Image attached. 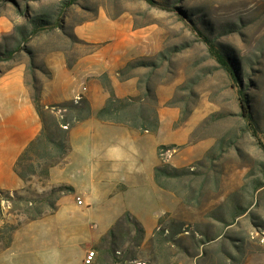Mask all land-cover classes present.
Here are the masks:
<instances>
[{"label":"rangeland","instance_id":"obj_1","mask_svg":"<svg viewBox=\"0 0 264 264\" xmlns=\"http://www.w3.org/2000/svg\"><path fill=\"white\" fill-rule=\"evenodd\" d=\"M155 1L76 0L66 7L68 0H0V18L7 17L14 29L11 34H0V55L23 39L29 48L14 59H0V68L3 71L11 61H24L31 97L41 89V78L51 74L46 59H62L69 67L84 53L107 45L108 41L84 42L73 33L103 15L119 24L128 21L148 34L131 60L155 59L158 67L140 66L128 72L137 84L139 77L152 75L157 97L159 90L163 96L162 102L158 97V114L161 107L180 112L173 126L165 117L159 135L134 133L135 152L130 151L131 144L118 141L117 157H104L99 167L95 159L87 160L79 142L71 161L52 175L58 184H71L74 192L69 193L68 185L48 184L38 171L30 176L26 193H20L33 200L34 206L48 210L49 203L60 198L57 211L29 224L23 211L15 209L2 193L16 191L0 189V226L24 223L7 250V233H1L0 264H87L90 251L95 252L92 264H115L114 258L126 264H222L227 259L225 250L233 252L234 264H238L243 257L233 250V240L244 247V259L264 254V187L256 188V179H264V0ZM36 26L41 29L33 33ZM198 30L220 45L245 76L252 121L242 115L239 85L210 55ZM104 73L97 76L100 81ZM117 77L123 80L119 73ZM111 86L114 90L112 82ZM73 95L68 91L64 96ZM146 105L151 110V102ZM181 107L191 109L185 121L179 120ZM162 141L175 142L168 145L176 147L158 150L159 164L190 171L170 181L176 190L170 191L175 204L158 224L168 237L161 251L151 242L152 236L138 242L133 218L128 221L123 214L115 220L128 205L147 207L141 197L153 201L154 212L160 210L155 194L151 196L156 190L151 175ZM45 196L51 199L41 202ZM78 197L84 204H78ZM239 204L248 210L230 224ZM153 225V220L147 223L150 233Z\"/></svg>","mask_w":264,"mask_h":264},{"label":"crops","instance_id":"obj_2","mask_svg":"<svg viewBox=\"0 0 264 264\" xmlns=\"http://www.w3.org/2000/svg\"><path fill=\"white\" fill-rule=\"evenodd\" d=\"M13 30V23L7 17H1L0 34H11ZM73 33L84 42L108 41V43L99 51L84 53L69 67L62 59L57 61L51 58L46 59V66L51 74L47 78H41V101L45 105H50L75 99L81 95L89 98L93 107V115L71 129L68 155L64 160L51 167L47 183L53 186H72L69 183L58 184L52 179V175L55 170L64 168L71 161V155L81 146L79 142L83 145V155L87 156L89 161L95 159L94 165L99 167L104 157L110 159L117 157L119 151L118 141L132 145V139L137 141L133 135L134 133L159 135L164 130L165 117L169 116V125L173 126L180 114L177 108L167 109L161 107L159 109L160 126L155 132L140 131L126 124L98 119L97 111L105 104L109 97V91L97 76L103 72L109 73L114 91L120 97L136 95L138 93L137 79L133 76L126 80H120L117 77L118 69L132 59L135 50L140 49L139 46L142 47L146 43L145 41L149 39L148 34L141 29L134 28L133 24L128 21L125 24H119L117 20L110 21L103 15H100L97 20L91 23L88 22L86 26H78ZM68 91H71L74 95L65 97L64 95ZM158 97L162 102L163 96L160 90ZM42 127L43 123L26 83V63L24 61H11L9 66L0 72V189L26 191V183L15 172V163L30 142L39 135ZM186 133L188 132L186 131ZM171 143L175 142L162 141L157 145L151 175L152 187L156 189L155 193H151V196L155 194V197L152 198L155 199L156 205L161 206L160 210L154 212L151 209L153 201L141 197L140 199L146 203L147 207L128 205L121 215L116 216L115 222L128 211L143 226L145 240L153 235L160 218L171 212L175 204L173 194L161 188L156 183L154 176L155 167L160 163L159 146ZM111 147H114V149L110 150ZM86 167L92 171V168H89L88 161ZM86 206L90 208L91 205L86 203ZM152 220L154 225L150 233L147 223L152 222ZM10 247L4 248V250ZM243 264H264V254L252 259L249 257L245 259Z\"/></svg>","mask_w":264,"mask_h":264},{"label":"trees","instance_id":"obj_3","mask_svg":"<svg viewBox=\"0 0 264 264\" xmlns=\"http://www.w3.org/2000/svg\"><path fill=\"white\" fill-rule=\"evenodd\" d=\"M147 1H149L151 4L156 3L155 0ZM75 2L76 0H68L66 7L72 5ZM40 29L41 28L36 26V28L33 30V33H37ZM198 35H201L203 42L208 46L210 55L216 60L217 63L220 64L223 69H225L230 74L232 79L239 85V100L242 109V115L252 121L253 115L251 111V99L245 90L243 81L245 76L241 74V70L237 69L236 63L230 59L228 54L220 45H216L208 35L203 34L200 30H198ZM26 41L28 40L23 39L15 49L5 51L4 56L0 55V59L11 60L17 56V53L23 50L29 51V48L25 44ZM159 56L163 58V52H161ZM140 66L152 67L155 69L158 67V64L155 59H149L147 61L131 60L127 62L125 67L120 69L118 73L121 75V79L126 80L134 76L133 73L128 71ZM100 78L103 84H105V86L107 85L110 96L107 98L105 104L97 111L98 119L113 123L126 124L140 131L155 132L159 129V102L154 85L151 84V74L146 75L145 78L139 77L137 86L140 93L138 95H128L124 97H120L114 92L107 73L102 74ZM40 90L41 89H37V94H34L32 99L43 123V127L39 135L30 142V144L25 148L15 163V172L25 183L29 181L30 176L37 174V171L44 179H47L49 177L51 167L64 160L69 153V133L71 129L78 123L87 120L93 115V107L90 99L87 97L82 96L78 101L71 99L51 105H45L41 101ZM148 102H151V110H149L146 105ZM190 112L191 109L187 110L185 107H181V117L179 120L185 121ZM174 147H176L175 144L160 145L159 151ZM37 168H39V170ZM189 171L190 170L186 168H178L172 166L171 164L162 163L155 167V181L161 188L176 192L175 188L170 185V181L174 178H182ZM256 182V188L264 187V179L259 181L256 179ZM68 190L69 193L74 192V188L69 185ZM2 193H4L5 196L12 201L13 207L15 209H21L23 211L27 218L25 223L40 219L47 213H53L57 211L59 206L57 202V200L60 198L59 196L56 197V201L49 203L50 209L44 210L39 206H34V201L29 197L24 196V194H21L20 192H13V195H11L10 191H5ZM50 199V196H45L41 199V202H45ZM236 209L237 213L233 215V220L230 222V224H233L239 215L246 213L248 207L239 204L236 206ZM124 216L128 221H130L132 218L135 220L136 229L139 233L137 237L138 242L143 240L145 238V230L143 226L128 211L125 212ZM162 218L163 216L160 218L159 223H161ZM23 224L24 223L22 222L17 224L4 222V224L0 226V235H2L1 233L4 232L7 233V241L4 248H8L12 245L15 232ZM112 234L113 231L111 229L109 231V235ZM0 238L2 239L3 236H0ZM167 241L168 237L166 234V229L160 228V226H158L153 232L151 242L153 244H157L159 250L162 251V245ZM236 242L237 240L232 241V248L234 251L241 253L243 258L238 264H243L246 254L245 249ZM118 252L120 253V251ZM224 255L227 259L222 264H234L236 257L232 251L225 250ZM113 262L115 264H126V260L119 258H114ZM177 263L180 262H169L167 264Z\"/></svg>","mask_w":264,"mask_h":264},{"label":"built area","instance_id":"obj_4","mask_svg":"<svg viewBox=\"0 0 264 264\" xmlns=\"http://www.w3.org/2000/svg\"><path fill=\"white\" fill-rule=\"evenodd\" d=\"M82 96H77V98L75 99L76 101H78ZM77 202L78 204L82 205L83 204V200L78 197L77 198ZM94 259H95V252L94 251H90L87 255H86V258H85V262L87 264H92L94 262Z\"/></svg>","mask_w":264,"mask_h":264},{"label":"clouds","instance_id":"obj_5","mask_svg":"<svg viewBox=\"0 0 264 264\" xmlns=\"http://www.w3.org/2000/svg\"><path fill=\"white\" fill-rule=\"evenodd\" d=\"M128 147H129L130 151H132V152H135V151H136V149H135V146H134V145H129Z\"/></svg>","mask_w":264,"mask_h":264}]
</instances>
